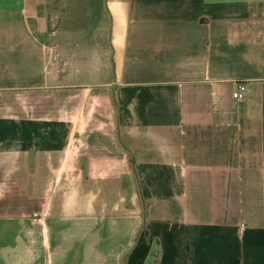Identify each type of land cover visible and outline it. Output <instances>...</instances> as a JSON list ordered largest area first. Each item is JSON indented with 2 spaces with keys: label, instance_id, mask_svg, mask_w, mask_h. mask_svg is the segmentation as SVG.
<instances>
[{
  "label": "crops",
  "instance_id": "crops-1",
  "mask_svg": "<svg viewBox=\"0 0 264 264\" xmlns=\"http://www.w3.org/2000/svg\"><path fill=\"white\" fill-rule=\"evenodd\" d=\"M7 95L0 264H264V0H0Z\"/></svg>",
  "mask_w": 264,
  "mask_h": 264
},
{
  "label": "built area",
  "instance_id": "built-area-1",
  "mask_svg": "<svg viewBox=\"0 0 264 264\" xmlns=\"http://www.w3.org/2000/svg\"><path fill=\"white\" fill-rule=\"evenodd\" d=\"M244 90H245V85L239 83L237 89L232 93L233 98L236 100L242 99Z\"/></svg>",
  "mask_w": 264,
  "mask_h": 264
},
{
  "label": "rangeland",
  "instance_id": "rangeland-1",
  "mask_svg": "<svg viewBox=\"0 0 264 264\" xmlns=\"http://www.w3.org/2000/svg\"><path fill=\"white\" fill-rule=\"evenodd\" d=\"M15 95H7V96H0V110H6L5 107H4V99H7V100H11V99H14ZM18 100V99H17ZM15 104V102H10L9 104Z\"/></svg>",
  "mask_w": 264,
  "mask_h": 264
}]
</instances>
